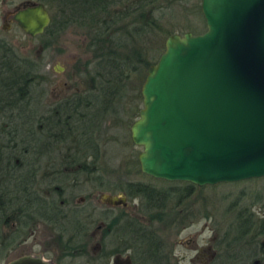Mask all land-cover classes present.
I'll list each match as a JSON object with an SVG mask.
<instances>
[{
    "label": "trees",
    "instance_id": "trees-1",
    "mask_svg": "<svg viewBox=\"0 0 264 264\" xmlns=\"http://www.w3.org/2000/svg\"><path fill=\"white\" fill-rule=\"evenodd\" d=\"M36 1L42 2L51 16L41 35L45 42L53 44L69 28L81 30L87 38V49L92 54V60L84 63L87 91L83 88L74 93L87 95V111L75 110L74 115V110L66 109L57 117L40 116L36 62L20 56L11 46H0V241L5 240V226L10 230V242L26 238L37 222L57 230L58 220L63 217L59 200L64 199V193L54 186L64 187L66 180L62 178L87 175V181L102 184L97 174L102 122L119 113L132 75L147 71L156 62L168 35L195 31L192 21L186 20L180 28L170 22L178 14L177 3L190 0ZM189 8L200 18V2L193 1ZM147 50L157 58L149 59ZM131 92L134 100L141 96L139 87L131 88ZM83 112H87V140ZM136 158L134 165L138 163ZM195 186L185 182L157 189L149 183L127 179L116 188L131 199H140L147 220L125 208L114 212L117 208L110 207L103 212L108 220L99 246L88 251L87 242L86 251L79 232L81 215L76 213L74 222L60 231L59 242L66 250L58 262L67 256L68 260L86 257L82 264H111L114 257L126 254L129 264H171L172 248H168L167 237L160 231L179 218L186 222L181 212L167 206V198L177 193L179 206L183 198L193 194ZM262 193L256 194L262 202L260 214L242 204L241 192L226 206L223 213L227 216L222 219L225 227L216 237L215 253L208 264H264ZM203 217L207 218L208 213ZM88 221L89 218L87 231ZM68 246H77L78 250L73 252Z\"/></svg>",
    "mask_w": 264,
    "mask_h": 264
},
{
    "label": "water",
    "instance_id": "water-1",
    "mask_svg": "<svg viewBox=\"0 0 264 264\" xmlns=\"http://www.w3.org/2000/svg\"><path fill=\"white\" fill-rule=\"evenodd\" d=\"M200 11L205 30L171 33L147 68L130 126L142 148L139 168L196 186L264 177V0H200ZM13 20L35 36L51 16L42 2L26 0ZM101 200L128 205L123 192L102 193Z\"/></svg>",
    "mask_w": 264,
    "mask_h": 264
},
{
    "label": "rangeland",
    "instance_id": "rangeland-1",
    "mask_svg": "<svg viewBox=\"0 0 264 264\" xmlns=\"http://www.w3.org/2000/svg\"><path fill=\"white\" fill-rule=\"evenodd\" d=\"M24 1L26 0H0V37L5 39L20 56H27L35 62L41 58L40 61L43 60L46 66L50 65L51 70L49 75L51 76V83L45 88L47 101L52 102L62 96L70 95L73 91H81L85 87L84 81L87 80L84 72V63L92 60V54L87 49L85 34L81 30L69 28L57 37L58 50H55V47H51L47 51L42 52L40 48L42 37L28 36L14 22L10 21L13 12ZM193 1L200 2V0L178 2L175 6L178 14L173 18L174 20L170 19V22L172 21L176 24L175 28H180L186 20L192 21L195 28V31L192 32L197 34L205 30V22L202 14L198 18L196 17L197 15L195 16L190 13L189 7ZM5 21L11 23V27L7 30L2 28ZM177 32L179 33V31ZM147 56L149 59L153 57L157 58L154 52L150 50H147ZM90 65L89 67H91ZM46 66L44 67V71L48 70ZM145 76L146 70L132 75L128 84V92L122 100L119 113L109 117L100 127L101 156L98 161V170L100 172L97 174L100 175L102 184H98L96 180L87 181V196H90L91 200L96 201L102 193H118L119 190L116 187L127 179L149 183L157 189H165L185 183L182 181H167L153 178L144 174L140 170L138 163L134 165V156L137 157L142 148L132 142L130 126L138 116V109L142 107V101L141 96L137 100L133 99L131 88L139 87L140 90ZM73 85L75 89L72 91L71 86ZM240 192L244 194L242 204L246 205L252 212H259L260 214L262 202L260 198L256 199L258 198L256 194L264 193V177L232 182V184L219 183L195 186L193 194L183 198L182 203L178 204L179 206H177V193L169 194L167 206L172 210L174 209V211L181 212L185 216L184 221L186 222V224L184 222L177 225L173 224L167 230L161 229L160 231L162 236L167 237L168 248H172L173 258L171 264H208L215 253L214 244L216 237L225 227L222 219L227 214L225 215L223 211L234 196H238ZM263 193L262 201H264ZM85 194L86 190L76 192V201L82 199ZM127 198V212L137 214L143 220H147L146 215L141 211L140 199H131L128 196ZM96 205L97 208L88 217V224L90 226L87 231V237H83L84 240L87 239L88 251H94V247H97L101 234L100 230L96 229V226L99 223L105 224L108 217H105L103 212L112 207L102 203H97ZM119 210L120 206H117L114 212ZM205 212L208 213L207 218L203 217V213ZM37 226L39 229L37 234H35L36 232L34 233L35 237L29 236L34 227L27 231L29 237L23 247L29 254L39 253L46 259L49 256L54 262L55 260L59 261L58 259L61 257V253L66 250V247L62 242L57 240V232H54L43 223H39ZM6 229L7 227L5 226L3 232ZM64 239L66 238L64 237ZM71 246L68 247L74 250ZM75 249L78 250V247L76 246ZM18 251L20 250L15 249L13 252H10L9 257H5L6 255L4 257L1 256L0 264H6V262L14 260ZM84 259L86 257H77L73 260H64L61 263L59 262V264H82ZM111 264H129L127 255L123 254L114 257Z\"/></svg>",
    "mask_w": 264,
    "mask_h": 264
},
{
    "label": "flooded vegetation",
    "instance_id": "flooded-vegetation-1",
    "mask_svg": "<svg viewBox=\"0 0 264 264\" xmlns=\"http://www.w3.org/2000/svg\"><path fill=\"white\" fill-rule=\"evenodd\" d=\"M3 1H5V0H3ZM14 12H13V14H14ZM10 21H12V22H14V24H16V22L13 20V15L11 16ZM10 27H11V23H9L7 21H5L3 23V26H2L3 29L5 28V30H7ZM44 32L42 34H38L35 36L41 37V35H44ZM59 35H58V37H59ZM35 36H30V37H35ZM56 40L53 42V44L52 43L49 44V43L45 42L44 39H42L41 46H40L41 51L45 52L51 47H55L54 49L58 50L59 46H58ZM1 45L10 46L9 43L5 39L0 37V46ZM40 59H39V61L36 62L37 69H38V75H39V79L37 80V82H38L39 88L41 89V96H39V99H38L39 115L40 116L46 115V116L57 117L60 114H63L64 110H66V109L72 110V111L74 110V113H72L74 115H75V110H86L87 111V95L83 96V97L75 96L74 93H76L77 91H73L75 89L74 85L71 86V90L73 92L70 95L62 96V97H60V98H58L52 102L47 101V98L45 97V88L51 83V76L49 75L51 67H50V65L46 66V64L43 62V60L40 61ZM45 66L48 68L47 71H44ZM84 69H85V66H84ZM84 83H85L84 91H87V80L84 81ZM138 112H139V109H138ZM82 115H83L84 119H86V121H85L86 136L85 137L87 140V112H85V113L83 112ZM105 122H106V120L104 122H102V124H104ZM62 179L66 180L65 181L66 185L64 187L54 186V188H56L57 190H60V192L64 193V199L59 200V204L63 205V208L61 209V213H60V214H63V217L60 220H58L57 230L56 229L53 230L51 225H47L41 221V222H37V224L35 226L36 228L34 227L35 229L33 228V230H31L29 236L35 237L36 235H34V233L36 232L35 234H37L38 229H39V227L37 225L39 223H41V224L43 223V224L49 226L54 232H57L56 233L57 234V240L59 241L60 235H61L60 231L61 230L64 231L65 229H63V227L67 228V224L69 226V224L71 222H74L73 217L76 213H78L81 215V218L78 219L79 224H80V228H79L80 231L79 232L82 233V237H87V216L91 215L92 211L95 210V208H97L96 204L102 203L104 205L112 206V205H109L107 203L102 202L101 195L98 199H96L97 202L95 200H91L92 198L90 196H87V175H85L83 177H81V176H73V177H67V178L65 177ZM75 179L77 181H74ZM82 184H84V186ZM81 187H82V189H81ZM78 189L86 190V194L84 197H82V199H80L79 201H76L75 191ZM119 192H122V191H119ZM119 206H120V212H122L123 208L126 209L128 205L125 207H123L121 205H119ZM112 207L117 208V206H112ZM107 211L108 210H105L104 212H107ZM105 217H107V216H105ZM120 221H123V220L121 219ZM181 221H182V218L177 219L176 222L174 223V225L181 223ZM73 225H74V223H73ZM59 227H61L62 229H60ZM104 227H105V224H103V223H99L96 226V229L100 230V234H101L100 238L102 236V230ZM9 234H10V230L6 229V231L4 232L5 240L0 241V258H1V255H2V257H4L5 255H6L5 257H9L10 252H13L15 249L16 250L19 249L20 251H18L17 256L11 262L16 261V260H20L23 258H25V259H27V258H31V259H37L38 258V259H40L41 258L47 262H50L51 264H59V262L57 260H55V262H54V260H51L49 256H47V259H46V258H44V256L42 254H39V253L29 254V252H27V250H25V248L23 247L29 236H27L23 240H18L16 242H10L7 240V237ZM84 241H85L84 243L87 246V239ZM7 242H9V244H8V246H5ZM97 246H99V245H97ZM3 247H4V249H3ZM75 251L76 250L74 249L73 252H75ZM61 255H62V253H61ZM68 259H70V258L67 256L64 257V260H68ZM11 262H8V263L6 262V264H9Z\"/></svg>",
    "mask_w": 264,
    "mask_h": 264
}]
</instances>
